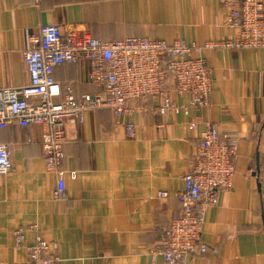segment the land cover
I'll list each match as a JSON object with an SVG mask.
<instances>
[{"label": "crops", "instance_id": "1", "mask_svg": "<svg viewBox=\"0 0 264 264\" xmlns=\"http://www.w3.org/2000/svg\"><path fill=\"white\" fill-rule=\"evenodd\" d=\"M219 0H0V87L29 83L23 51L45 24L89 30L101 39L142 36L173 43L235 38ZM213 90L205 108L164 115L146 108L147 97L129 103L130 114L102 107L82 124L66 121L62 198L57 175L42 157L43 127L12 123L0 129L12 169L0 175V264H29L27 246L37 237L55 242L57 264H168L152 257L160 229L180 212L177 193L192 170L206 123L237 139L232 186L220 193L202 225L208 245L187 264H264V47H216L203 52ZM89 64L59 65L54 77L77 95L101 89L88 79ZM172 97L183 106L190 95ZM140 110H138V109ZM195 119V128L188 127ZM135 124L128 136L126 122ZM161 190L167 197L158 196ZM25 232L16 246L14 231Z\"/></svg>", "mask_w": 264, "mask_h": 264}, {"label": "built area", "instance_id": "2", "mask_svg": "<svg viewBox=\"0 0 264 264\" xmlns=\"http://www.w3.org/2000/svg\"><path fill=\"white\" fill-rule=\"evenodd\" d=\"M225 24L235 29L233 39L208 40L204 43L177 39L173 43L142 36L101 39L89 30H65L60 24H45L37 35L29 36L24 59L29 83L20 87H0V129L12 123L43 127L42 157L46 169L57 175L55 197L62 198L66 177L76 178V171L63 167L66 142L65 122L82 124L86 113L102 107L115 115L130 114L129 103L142 97L152 101V113H178L189 107L205 108L213 90L212 68L203 52L216 47H264V0H219ZM89 64L88 79L101 87L93 93L77 95L68 83L54 77L59 65L77 61ZM190 95L187 106L179 105L171 95ZM138 109V108H137ZM140 110V109H138ZM190 120L188 127L195 128ZM126 134L135 136V124L128 120ZM238 139L222 132L208 121L201 143L194 155L193 168L184 176V189L177 193L179 215L160 229L157 242L150 247L152 257H163L168 264H187L188 259L204 254L208 245L202 238L206 212L217 206L220 193L233 184L236 173ZM12 169L11 152L0 144V175ZM161 190L158 196L167 197ZM15 245L25 240L22 229L14 231ZM57 244L37 237L27 246L29 264H57L58 257L48 255Z\"/></svg>", "mask_w": 264, "mask_h": 264}]
</instances>
